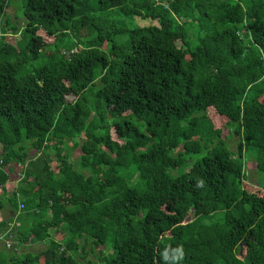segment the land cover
<instances>
[{
  "label": "trees",
  "instance_id": "16d2710c",
  "mask_svg": "<svg viewBox=\"0 0 264 264\" xmlns=\"http://www.w3.org/2000/svg\"><path fill=\"white\" fill-rule=\"evenodd\" d=\"M6 202L0 264H264V0H0Z\"/></svg>",
  "mask_w": 264,
  "mask_h": 264
},
{
  "label": "rangeland",
  "instance_id": "374dc122",
  "mask_svg": "<svg viewBox=\"0 0 264 264\" xmlns=\"http://www.w3.org/2000/svg\"><path fill=\"white\" fill-rule=\"evenodd\" d=\"M20 14V13H19ZM14 16H15V9H14V7H10L9 9H8V18H10L11 19V22H12V24H19V26L21 25V21H16L15 20V18H14ZM136 23H137V25L138 26H140V27H146V26H148V25H151L152 24V22H147V21H142V20H140V19H136ZM18 26V25H17ZM22 26V25H21ZM20 26V27H21ZM78 33H79V35L82 37V36H86V35H88V33H89V31H88V29H84V28H79V30H78ZM39 35H41V36H43V34L41 33V32H39L38 33ZM6 38H8V39H10V40H12V38H17V37H14V36H12L11 34H7V36H6ZM43 38H47L46 36L45 37H43ZM208 117L210 118V120H213V122L216 124V126L217 127H221L222 126V124L224 123V120H222L221 118H218V116H214V115H212V114H208ZM218 119H219V121H218ZM226 133V132H225ZM238 141H239V136L238 135H236V134H234L233 132H232V136H231V138L229 139V141H228V148L230 149V150H232V152H236L237 151V147H238ZM75 151V149L72 147V146H70L69 145V147H68V150H67V153L70 155H72L73 154V152ZM249 156L250 155H245V157H244V160H246V166H248V171H247V175H248V177H249V180H250V182H252V183H254V184H256V180H257V176H256V172H254V168H253V163H252V160L251 159H249ZM72 157V156H71ZM75 158H73L72 160H74ZM6 208L4 209V210H7V211H1L0 212V223L2 222V221H8V220H11V214H12V212H11V203H9V202H6ZM21 206V205H20ZM19 206V207H20ZM18 224H19V227H20V222L18 221L17 222ZM16 229V230H15ZM18 230H19V228L17 227V228H14L12 231H11V233H12V235H13V239H12V245H11V247H13V244L15 243V241H16V236H17V233H18ZM56 234H54V236H55ZM56 237L57 238H60V236L59 235H56ZM6 244L2 241V243L0 242V249L3 247V246H5ZM5 248H7L6 246H5ZM7 249H11V248H7ZM22 248H19L18 249V251L19 250H21ZM22 250H24V249H22ZM26 250H28V251H32V252H34V253H37V252H42V251H46V246L45 245H43V244H41V245H37V246H30L29 248L27 247V249ZM90 259H91V257H90Z\"/></svg>",
  "mask_w": 264,
  "mask_h": 264
},
{
  "label": "built area",
  "instance_id": "2783aa9c",
  "mask_svg": "<svg viewBox=\"0 0 264 264\" xmlns=\"http://www.w3.org/2000/svg\"><path fill=\"white\" fill-rule=\"evenodd\" d=\"M19 208L22 209L23 206L21 205ZM18 226H19V224L16 222L15 215H13L11 221L6 226V230H5L6 238L2 239V241L6 244L5 246L7 248H10L11 244H12L13 235H12L11 231L14 228H17Z\"/></svg>",
  "mask_w": 264,
  "mask_h": 264
},
{
  "label": "crops",
  "instance_id": "0c3cea01",
  "mask_svg": "<svg viewBox=\"0 0 264 264\" xmlns=\"http://www.w3.org/2000/svg\"><path fill=\"white\" fill-rule=\"evenodd\" d=\"M8 210V209H7ZM7 210H4V211H7ZM12 212V211H11ZM14 215V213L13 214H11V217L10 218H12V216Z\"/></svg>",
  "mask_w": 264,
  "mask_h": 264
},
{
  "label": "clouds",
  "instance_id": "9594fccd",
  "mask_svg": "<svg viewBox=\"0 0 264 264\" xmlns=\"http://www.w3.org/2000/svg\"><path fill=\"white\" fill-rule=\"evenodd\" d=\"M13 217V216H12ZM12 219V218H11Z\"/></svg>",
  "mask_w": 264,
  "mask_h": 264
}]
</instances>
